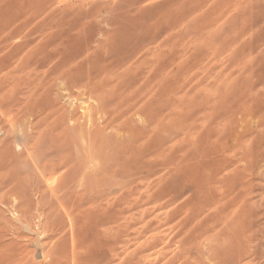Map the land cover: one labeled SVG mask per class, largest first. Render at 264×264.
Instances as JSON below:
<instances>
[{
    "label": "rangeland",
    "instance_id": "rangeland-1",
    "mask_svg": "<svg viewBox=\"0 0 264 264\" xmlns=\"http://www.w3.org/2000/svg\"><path fill=\"white\" fill-rule=\"evenodd\" d=\"M0 40L57 43L105 105L51 82L38 165L0 189V264H264L213 212L219 177L247 180L264 234V0H0Z\"/></svg>",
    "mask_w": 264,
    "mask_h": 264
},
{
    "label": "bare ground",
    "instance_id": "bare-ground-1",
    "mask_svg": "<svg viewBox=\"0 0 264 264\" xmlns=\"http://www.w3.org/2000/svg\"><path fill=\"white\" fill-rule=\"evenodd\" d=\"M41 42H36L34 40H0V132H2V135L0 137V147L5 146L4 160L2 159L3 161L0 164V189L7 188L9 192H13L17 188V182H19L15 167L17 161H20V163L22 164H27L28 158L32 157L34 165H38L37 160L39 159H35L34 156L36 154V151L38 150L40 140L45 139L46 134L49 132L47 130V128H50L49 122L46 123L47 133H42L41 131H39L40 135H38L37 138L35 134H38V128L42 125V121H46V119L49 118L50 113H47L48 104H46L48 102L47 91L50 89L51 82L53 80L59 82L55 85L58 89V93H60V91L62 90V92H66V95H68L69 97L71 96L72 98L73 93L77 89L81 94L84 95V98L85 95H89L90 98L93 97L96 99V101L98 102V105L96 107L97 110L101 111L105 109V105L100 99L101 96L100 98L98 97V95L94 96L89 83H84L74 76L73 68L70 67L72 63L68 65L66 62H64L63 53L53 48L57 43H54L55 45L53 47H50L45 45L47 44V42L45 44H42ZM86 55L84 59L86 58ZM83 66H85V64ZM109 74H112L110 73V70ZM109 74L107 75L109 76ZM94 76L96 77L95 74ZM114 77L117 76L114 75ZM111 89L113 90V88ZM80 101L82 100L80 99ZM64 129L65 128H63V130ZM66 132L67 131H65V133ZM19 141H21L23 145L20 151H17L15 149V144H18ZM241 158L244 159L245 157L243 156ZM231 164L234 163L231 162ZM60 167L61 164L53 165L50 172L53 173V171L60 169ZM224 168L220 167L219 169ZM250 175L252 174L250 173ZM219 178L220 179L216 180L217 183H219V193H217V195L214 197L213 212L215 214V217H218L220 220L219 225H222V227L227 230V232L223 235V239H225L227 242V249L231 252L236 251L240 253L239 255L241 256L236 259L235 263L241 261V258L243 259L248 256H252V260L254 262L260 252V241L264 237L263 229L261 228V225L257 220L258 217H260V210L253 209L251 201L253 198H251V191L246 186V179V181L236 180L235 178L232 179L230 175ZM8 196H10V194Z\"/></svg>",
    "mask_w": 264,
    "mask_h": 264
}]
</instances>
